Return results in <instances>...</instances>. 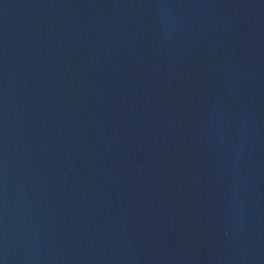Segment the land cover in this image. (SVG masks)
I'll use <instances>...</instances> for the list:
<instances>
[{"label":"water","instance_id":"water-1","mask_svg":"<svg viewBox=\"0 0 264 264\" xmlns=\"http://www.w3.org/2000/svg\"><path fill=\"white\" fill-rule=\"evenodd\" d=\"M0 264H264V0H0Z\"/></svg>","mask_w":264,"mask_h":264}]
</instances>
